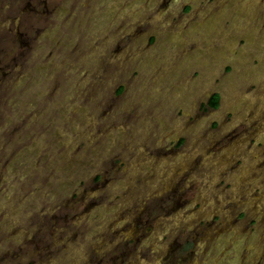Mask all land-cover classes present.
Instances as JSON below:
<instances>
[{
	"label": "rangeland",
	"instance_id": "rangeland-1",
	"mask_svg": "<svg viewBox=\"0 0 264 264\" xmlns=\"http://www.w3.org/2000/svg\"><path fill=\"white\" fill-rule=\"evenodd\" d=\"M0 264H264V0H1Z\"/></svg>",
	"mask_w": 264,
	"mask_h": 264
},
{
	"label": "trees",
	"instance_id": "trees-1",
	"mask_svg": "<svg viewBox=\"0 0 264 264\" xmlns=\"http://www.w3.org/2000/svg\"><path fill=\"white\" fill-rule=\"evenodd\" d=\"M210 104L213 105V106H217L219 104V94L215 93L211 99H210ZM191 245H192V242L191 241H187L185 242L184 244H182L178 250L180 253H186L190 250L191 248Z\"/></svg>",
	"mask_w": 264,
	"mask_h": 264
},
{
	"label": "flooded vegetation",
	"instance_id": "flooded-vegetation-1",
	"mask_svg": "<svg viewBox=\"0 0 264 264\" xmlns=\"http://www.w3.org/2000/svg\"><path fill=\"white\" fill-rule=\"evenodd\" d=\"M0 2H1V0H0ZM9 2H11V4H13V0H9ZM11 10H14V8H12ZM10 14L12 13V11L11 12H9Z\"/></svg>",
	"mask_w": 264,
	"mask_h": 264
}]
</instances>
